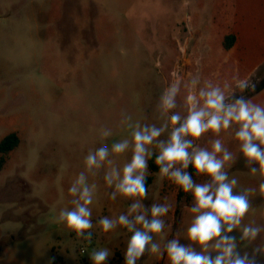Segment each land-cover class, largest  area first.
<instances>
[{"label": "rangeland", "instance_id": "1", "mask_svg": "<svg viewBox=\"0 0 264 264\" xmlns=\"http://www.w3.org/2000/svg\"><path fill=\"white\" fill-rule=\"evenodd\" d=\"M258 3L264 7V0ZM225 6V0H0V140L9 133L20 139L19 146L3 156L0 169V255L11 243L14 257L28 256L35 264H93L91 253L106 248L110 255L104 264H125L132 233L119 224L105 233L98 221L127 215L135 202L119 194L111 200L114 186H107L104 176L130 161L136 125H168L158 138L166 141L170 117L179 115L181 122L187 117L190 93L203 106L199 90L211 84L224 92L225 103H234L247 100L252 85L264 80V19L258 23L256 53L228 52L222 46L229 29L223 22ZM193 79L199 81L195 87ZM241 80L249 87H237ZM173 83L180 89L176 106L165 113L160 97ZM251 101L264 107V91ZM238 130L233 123L219 135L209 131L192 141L194 148L211 151L212 143L221 140L232 154L224 166L229 181L240 177L239 162L244 159ZM104 131L111 135L103 136ZM125 139L129 148L112 153V145ZM104 145L109 148L107 160L87 170L88 152ZM149 150L155 165L156 142ZM81 172L95 190L89 205L93 227L78 237L57 218L60 211L75 208L78 195L68 189ZM158 173L149 168L147 176L153 181L141 201L149 220L153 204L169 206L161 217L165 228L150 233L152 242L163 252L176 239L214 259L219 237L206 250L188 239L198 213L191 212L194 205H182L176 216L182 189ZM253 188L256 197L249 200L238 182L233 187L234 195L247 196L249 210L231 232L222 223L221 236L233 237L237 252L264 264V191ZM245 227L259 229L255 239L243 238ZM137 264L170 262L166 252L158 257L146 250Z\"/></svg>", "mask_w": 264, "mask_h": 264}, {"label": "clouds", "instance_id": "2", "mask_svg": "<svg viewBox=\"0 0 264 264\" xmlns=\"http://www.w3.org/2000/svg\"><path fill=\"white\" fill-rule=\"evenodd\" d=\"M191 83L195 87L199 81L193 79ZM237 87L243 90L249 87V82L241 80ZM252 88H255L254 84ZM179 90L176 83L165 89L160 97V108L163 112L167 113L175 108ZM199 98L203 99V106H198L199 100L196 95L191 93L188 95V115L183 122L179 115L173 114L170 117L172 130L166 141H160L158 138L168 125L161 127L136 125L132 132L134 147L130 161L125 163L121 170L113 168L104 176L107 186H114V191L109 196L111 200H115L119 194L125 199L135 201L129 207L127 215L121 214L116 220L102 217L98 221L105 233L112 231L117 224L132 233L123 254L125 264H137L146 250L158 257L166 252L170 264H254V257L249 259L247 254L241 255L236 251L237 246L233 237L221 236L222 223L227 225L225 231L231 232L249 210L247 196L233 194V187L237 181L236 179L229 181L224 171L225 163L232 159V154L224 148L220 139L212 143L211 151L206 148H194L192 141L209 131L219 135L222 130L236 123L239 130L235 136L240 142L241 152L250 163L255 162L259 165V168L253 167L251 172L255 174L259 171L264 176V148L261 147L264 145V107L242 98L236 99L234 103H225L224 92L211 84L199 90ZM177 124L179 127H176ZM102 135L107 137L111 133L104 131ZM154 142L158 148L154 163L159 169V176L169 179L183 192H190L194 198L195 204L191 212L198 215L187 230L188 239L206 250L209 242L219 237L213 245L218 251L214 259L203 251L196 253L191 247L182 246L176 239L169 241L163 252L158 243L152 242L150 233L158 234L164 230L165 222L161 217L169 213L167 204H153L150 209L152 219L149 220L141 202L147 198L146 179L149 160L152 157L149 146ZM128 148L129 141L125 139L114 143L111 151L120 154ZM189 149H192L191 153ZM221 153L222 157H218ZM108 156L107 145L101 146L95 152H88L84 158L85 167L89 171L98 169ZM189 165L197 175L210 177L211 182L194 183L192 176L185 171ZM260 189L264 191V183L260 184ZM94 190L95 185L89 186L84 172H81L68 189L70 195H78V199L73 201L75 208L71 211L67 209L60 211L57 218V223L63 222L68 229L75 231L78 237L84 236L93 227L89 205L93 203ZM129 216H134V219H129ZM138 225L140 227H137ZM258 232L257 228L245 227L243 238L255 239ZM85 238L90 240V236ZM109 255L108 249H100L93 251L90 259L93 264H104Z\"/></svg>", "mask_w": 264, "mask_h": 264}, {"label": "crops", "instance_id": "3", "mask_svg": "<svg viewBox=\"0 0 264 264\" xmlns=\"http://www.w3.org/2000/svg\"><path fill=\"white\" fill-rule=\"evenodd\" d=\"M225 1L226 14L223 22L225 23V26L229 28L227 32L228 35L232 34L234 36V43L229 49L226 50L224 47L223 49L228 52H234L235 54L240 53V55L246 53L252 55L253 53H256L259 49L257 41L258 23L260 20L264 19V7L258 3V0ZM243 38L245 39L244 42L242 41ZM250 65H252V61ZM263 91L264 89L249 97L247 100H252ZM239 168L240 170L237 172V175H240V177L236 178V181L238 182V190L245 191L249 196V200H251V198L253 199L256 197L257 193L253 187L256 185L260 187V184L264 183V176H262L260 172L258 175H256V173L253 174L251 172L253 165L245 157L239 162ZM12 247L13 244L9 243L4 248L0 255V264H35L32 258L28 256L14 257V250Z\"/></svg>", "mask_w": 264, "mask_h": 264}, {"label": "trees", "instance_id": "4", "mask_svg": "<svg viewBox=\"0 0 264 264\" xmlns=\"http://www.w3.org/2000/svg\"><path fill=\"white\" fill-rule=\"evenodd\" d=\"M233 43H234V37L227 36L224 38L223 47L227 50L233 45ZM263 89H264V80H262L258 86H256L252 91H250L247 97H251ZM19 143H20V139L16 133H9L8 135H6L0 140V155H1L0 169L2 168L3 163L5 161L3 156L8 155L12 151H14L19 146ZM149 168L153 172L159 171L158 167L153 164V158L149 160ZM187 172L192 176L193 182L196 184H205V183L211 182L210 177L206 175H197L191 165H189V167L187 168ZM152 181H153V177L147 176V179H146L147 188L152 183ZM194 204H195V201H194L192 194L190 192L185 193L182 190H180L177 195V206L175 210L176 216L180 214V210H181L180 207L182 205L191 206Z\"/></svg>", "mask_w": 264, "mask_h": 264}, {"label": "built area", "instance_id": "5", "mask_svg": "<svg viewBox=\"0 0 264 264\" xmlns=\"http://www.w3.org/2000/svg\"><path fill=\"white\" fill-rule=\"evenodd\" d=\"M188 19V18H187ZM189 21V20H188ZM171 76H172V78L174 79L177 75H176V72H173L172 74H171ZM84 251L83 250H81V253H83Z\"/></svg>", "mask_w": 264, "mask_h": 264}]
</instances>
